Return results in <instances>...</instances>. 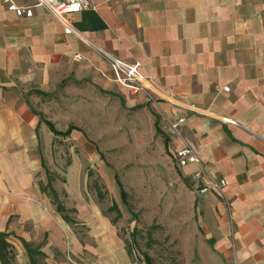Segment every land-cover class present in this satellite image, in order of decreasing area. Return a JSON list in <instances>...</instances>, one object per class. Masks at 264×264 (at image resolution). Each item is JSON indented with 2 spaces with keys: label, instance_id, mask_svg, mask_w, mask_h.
Returning <instances> with one entry per match:
<instances>
[{
  "label": "crops",
  "instance_id": "crops-1",
  "mask_svg": "<svg viewBox=\"0 0 264 264\" xmlns=\"http://www.w3.org/2000/svg\"><path fill=\"white\" fill-rule=\"evenodd\" d=\"M14 1L33 13L16 16L0 0V231L9 233L13 264H30V250L41 252L36 264H147L144 254L155 264L150 253H132L127 241L137 228L126 238L122 218L134 219L120 188L113 200L104 196L88 168L107 191L118 185L97 139L119 130L145 150V138L158 134L156 147L173 168L180 141L160 110L184 116L185 139L206 171L226 180L227 197L198 193L194 164L172 169L182 255L169 264H264V0H92L70 14L96 46L140 61L157 104L115 83L106 61L35 0ZM97 113L103 126L94 124ZM47 122L61 132L73 127L55 135ZM47 183L64 213L41 191Z\"/></svg>",
  "mask_w": 264,
  "mask_h": 264
},
{
  "label": "rangeland",
  "instance_id": "rangeland-1",
  "mask_svg": "<svg viewBox=\"0 0 264 264\" xmlns=\"http://www.w3.org/2000/svg\"><path fill=\"white\" fill-rule=\"evenodd\" d=\"M95 105L97 108L102 107L99 100ZM131 114V113H130ZM100 113L96 114L99 120L95 121V125L103 126L104 121L100 119ZM115 124H120L121 120L118 117ZM123 131L111 132L114 136L108 138L103 136L96 138L98 144L103 148V151L98 152L100 160H107L113 172L117 174L122 188L127 193V205L130 211V217L134 220L132 222H123L122 228L126 230V238L130 236L133 226H136L135 237L127 242L132 246V253H150L153 256L155 264H169V262H176L181 255L182 251L178 250L181 245L179 234L176 233L173 226V218L171 212L175 205L170 200L172 192L177 191V185L174 182L176 166L169 168L165 160V152L159 150L157 145V136L146 137L145 141L149 144L148 149L138 147L137 141L140 138L136 136H122ZM164 136L160 135L161 141ZM110 139L109 146L104 148L103 143ZM66 161H68V154L66 153ZM175 168V169H174ZM90 171L91 182H98L101 187V192L104 196H108L113 200L116 198L119 187L116 184L111 191H107L104 186L99 182V174L95 168H88ZM108 198V199H110ZM118 204L121 205L123 212L124 209L120 200ZM118 207V206H117ZM119 207V209H120ZM113 211L110 212L112 217H115L119 212L114 206ZM116 218H119L117 215ZM182 220V229H185L187 223ZM179 238V240H178Z\"/></svg>",
  "mask_w": 264,
  "mask_h": 264
},
{
  "label": "built area",
  "instance_id": "built-area-1",
  "mask_svg": "<svg viewBox=\"0 0 264 264\" xmlns=\"http://www.w3.org/2000/svg\"><path fill=\"white\" fill-rule=\"evenodd\" d=\"M9 11L15 13L16 16H32V6L18 5L14 0H2ZM36 5L43 7L52 17H54L63 28L65 34H73L86 45L93 48L108 64L112 80L118 85L128 89L131 93L144 92L148 98L157 104V100L148 92L147 83L154 82V78L141 70L139 60H125L114 56L108 51L96 46L85 35L77 30L69 21V15L80 12L86 8H92V0H35ZM78 57V55H76ZM223 91H229L228 86L222 87ZM173 99L172 94H168ZM160 115L165 123L167 131L178 138L180 145L175 149L174 161L175 166L179 169L185 168L194 164L195 167L189 172V179L197 186V191L200 194L206 193L209 190L218 192L227 202L225 195L226 180L222 177H217L214 174H209L206 171L204 163L200 160L193 147L188 143L182 133V124L184 116L170 117L164 111L160 110ZM223 123L238 125L236 120L223 116L220 118Z\"/></svg>",
  "mask_w": 264,
  "mask_h": 264
},
{
  "label": "trees",
  "instance_id": "trees-1",
  "mask_svg": "<svg viewBox=\"0 0 264 264\" xmlns=\"http://www.w3.org/2000/svg\"><path fill=\"white\" fill-rule=\"evenodd\" d=\"M47 124L49 125L50 129L53 131V133L55 135H67L69 130L73 127V126H69L66 131L61 132V131L56 130L50 122H47ZM115 178H116V180L118 182V186L120 188L121 200L128 207V205H127V193L122 188L117 175H115ZM40 189L42 192H45L48 196L51 197L52 202L56 206V209L58 212H60V213L65 212V208L61 204V201L59 200L56 191L51 187V185L49 183H47L46 185L40 184ZM98 195L101 197L100 192H98ZM108 211H111V208H109ZM63 217L66 221H69L70 223H74V221L68 215L63 214ZM133 229H136V228L134 227ZM8 235H9V233L0 231V264H13V262H14V251H13L12 245L8 241ZM132 235L135 236V233L133 232ZM35 254H41V252L38 250H30V252H29L30 264H36V260L34 257ZM144 258H145L147 264H152V260L147 254H144Z\"/></svg>",
  "mask_w": 264,
  "mask_h": 264
}]
</instances>
